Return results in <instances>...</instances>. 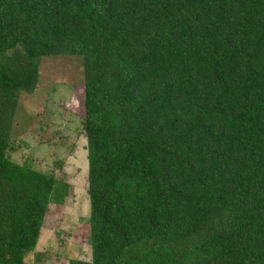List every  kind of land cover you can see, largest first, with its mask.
Instances as JSON below:
<instances>
[{
	"label": "trees",
	"instance_id": "trees-1",
	"mask_svg": "<svg viewBox=\"0 0 264 264\" xmlns=\"http://www.w3.org/2000/svg\"><path fill=\"white\" fill-rule=\"evenodd\" d=\"M71 55L89 259L68 264H264V0H0V264L67 193L8 152L39 61Z\"/></svg>",
	"mask_w": 264,
	"mask_h": 264
},
{
	"label": "rangeland",
	"instance_id": "rangeland-1",
	"mask_svg": "<svg viewBox=\"0 0 264 264\" xmlns=\"http://www.w3.org/2000/svg\"><path fill=\"white\" fill-rule=\"evenodd\" d=\"M19 49V48H18ZM7 53L12 61L19 50ZM15 66V64H11ZM31 92H20L12 138L17 147L8 157L41 172L51 171L68 185L60 203H51L43 217L27 264H68L89 259L85 140L79 135L83 115L80 59L45 57Z\"/></svg>",
	"mask_w": 264,
	"mask_h": 264
}]
</instances>
